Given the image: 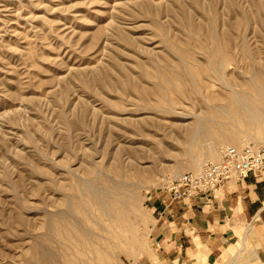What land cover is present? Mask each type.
<instances>
[{"label":"rangeland","instance_id":"rangeland-1","mask_svg":"<svg viewBox=\"0 0 264 264\" xmlns=\"http://www.w3.org/2000/svg\"><path fill=\"white\" fill-rule=\"evenodd\" d=\"M219 73L264 81V0H0V264H77L50 231L68 206L62 226L79 238L81 219L114 234L99 238L108 251L80 253L88 263L139 258L152 246L150 193L228 144L264 145L261 94L246 97L260 104L255 123L207 121L206 135L187 138L210 108L220 112ZM114 177L128 181L131 208L112 223L98 204L92 218L75 208L82 186Z\"/></svg>","mask_w":264,"mask_h":264},{"label":"crops","instance_id":"crops-1","mask_svg":"<svg viewBox=\"0 0 264 264\" xmlns=\"http://www.w3.org/2000/svg\"><path fill=\"white\" fill-rule=\"evenodd\" d=\"M152 246L129 264H264V168L209 195L148 196Z\"/></svg>","mask_w":264,"mask_h":264},{"label":"bare ground","instance_id":"bare-ground-1","mask_svg":"<svg viewBox=\"0 0 264 264\" xmlns=\"http://www.w3.org/2000/svg\"><path fill=\"white\" fill-rule=\"evenodd\" d=\"M236 75H243V74H236ZM217 76H219L218 78L220 80V83L224 87H223V89L218 90V93L212 94L211 97L213 99L221 100L220 103L216 104V106H217L216 108L220 112L215 113L213 111V109L210 108L209 114H205L204 117H202V118L199 117L197 119L196 123H194L195 125H190L189 127H187L186 132L188 134V136H187L188 139L194 140L198 136L203 137L204 135H206V132L204 130V126H205V123L207 121H213L216 123H224L226 121V119L230 118L231 121L230 120H228V121L232 122L235 125H239L240 123H243V122L246 123V121H247L246 117L250 118V119L248 118L250 123H251V121L255 123L257 120L262 118V110H261V107L259 106L260 104L254 103V102L249 103L247 101V98H246L248 95L254 96L257 94H259V95L261 94L264 98V81L259 82L262 80L261 79L262 77H259L256 73L250 74L248 76V78H245L244 76H246V75H243L240 77V79H236V78L227 79L220 73ZM217 76L215 79L214 78H212V79L217 80ZM195 79L196 78L193 77L191 80H189V79L188 80L190 81L191 89H194L195 93H198V90L200 88L199 87L200 85L198 83L199 80H195ZM250 82L253 83L254 86L249 85ZM232 83H235V84H232ZM237 85H239V86L241 85L242 87L237 88ZM173 86L176 87L175 85H173ZM188 90H189V92L191 91L190 88H188ZM232 99L234 100V102L233 101L230 102V100H232ZM222 100H227V101L222 102ZM102 185L103 186L96 185V184L94 185V183H91V184L89 183V185H88V183H87V187L82 186L81 187V193H82L83 197L78 198L79 199V200H77L78 206H75V208L79 207V206L84 207V209L88 212V214L92 218L93 215H92L90 203L92 202L93 206H96V204H98L99 208L103 209L106 212V214L108 216L107 217L108 220L112 223V220L117 217V216L115 217L116 209H119L121 207H124V208L130 207L132 204H134L136 196L134 195V198H130V196H132V195H128V193L126 192V189H128V185H129V183H128V181H126V179L125 180L124 179L118 180L116 177H114L113 181H110L109 179H107L104 182V184H102ZM80 186H81V184H80ZM75 188H76V186L74 187V189ZM85 189H87L88 191L86 192ZM77 196H78V193H77ZM74 197H76V196L74 195ZM84 200H86V201L84 202ZM69 208L70 207L68 206L67 209L62 211L64 213V215H62V216L59 215L58 212H55V215L57 213V217H59V218H56L57 220H59V223L56 221H53L51 224L50 231L53 235H54V233L57 234V232H61L60 234H63V236H65L67 238V240L65 242H64V239L62 242H63V244H67L70 246V250H71L72 254H74L75 256H78L79 259L76 260L77 264H90V263H88V261L84 260L83 256L80 255V253L81 252L83 253V251L86 250L87 247H89L90 250L93 251L94 255H97V252H99V249L97 248L98 244L104 250L108 251L109 245H108L107 249L105 248V246L108 243L105 246H103L104 244L102 245V242H100L99 238H101L102 240L107 238L110 241L111 235H114V234L110 232L111 230L107 231L108 234H106L103 231L101 233H98L96 230L88 229L85 227L84 224L80 223V221H82V219H81L80 221L78 220L79 221L78 226H79V229L81 228L83 230L81 232H83V235L85 236L86 239L83 240L81 237L79 238L78 236L80 234L76 235L74 232H70V231H73L71 227L68 226V228L67 227L64 228L62 226L64 224V222L62 221L61 218H63V216L66 217V215L72 216L73 209H72V207H71L72 210ZM95 213H97V211ZM96 222H99V221L97 220ZM66 224H68V223H66ZM99 226H100L101 230H104V228H102L103 226L100 222H99ZM72 236H75V239H72ZM54 240H56V238ZM71 241H72V243H71ZM75 242H78L79 244H77V243L75 244ZM58 243H60V242H58ZM73 244H75V246L76 245L78 246L77 250H75L73 248ZM37 251L40 252L38 259L41 261L52 263V261L54 262V260L56 259L55 254H53L52 252H50L51 256L49 254L47 255L45 252H47V253H49V252L45 251L43 249V247L37 246ZM60 252H61V250H60ZM109 252H111V250H109ZM93 257H94L93 259L96 262V264H98L99 262H98L97 256H93ZM47 264H49V263H47Z\"/></svg>","mask_w":264,"mask_h":264},{"label":"built area","instance_id":"built-area-1","mask_svg":"<svg viewBox=\"0 0 264 264\" xmlns=\"http://www.w3.org/2000/svg\"><path fill=\"white\" fill-rule=\"evenodd\" d=\"M264 168V145L228 144L216 160L206 161L198 170H187L169 178L166 188L175 198L209 195L221 183Z\"/></svg>","mask_w":264,"mask_h":264}]
</instances>
